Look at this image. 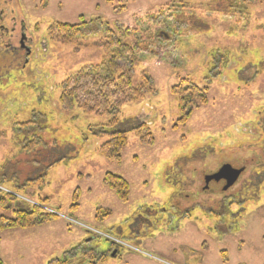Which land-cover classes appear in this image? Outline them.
<instances>
[{"label":"rangeland","instance_id":"374dc122","mask_svg":"<svg viewBox=\"0 0 264 264\" xmlns=\"http://www.w3.org/2000/svg\"><path fill=\"white\" fill-rule=\"evenodd\" d=\"M171 5L187 27L185 39L165 56L144 57L132 76L134 86L142 85L144 74L150 77L154 95L125 104L113 130L106 127L109 116L61 109L62 83L82 67L99 64L102 51L96 45L99 33L64 44L55 24L101 20L134 29L136 17ZM141 22L153 25V20ZM183 79L208 91L207 103L181 125L173 88ZM21 122L32 123L26 133L17 125ZM143 125L152 133V146L142 145L133 131ZM112 131L128 133L120 162L98 153L107 141L103 133ZM262 131L263 4L0 0V169L6 167L8 173L4 183L0 172V189L17 197L13 209L46 200L45 208L57 216L29 230H0L5 264H49L64 258L78 264L88 248L109 253L103 264H174L175 258L182 264H264V182H258L264 178ZM25 134L28 143L35 138L42 143L25 150ZM225 164L245 169L230 193L235 202L222 190L217 202L210 200L211 211H192L180 229L167 226L163 218L172 213L165 211L169 201L186 193L195 203L206 201L197 189L204 188L209 171ZM259 170L263 175L258 177ZM35 173L46 174L44 185L22 188ZM107 173L129 183L127 203L104 183ZM137 217L150 224L132 232Z\"/></svg>","mask_w":264,"mask_h":264},{"label":"trees","instance_id":"16d2710c","mask_svg":"<svg viewBox=\"0 0 264 264\" xmlns=\"http://www.w3.org/2000/svg\"><path fill=\"white\" fill-rule=\"evenodd\" d=\"M105 1L112 2L113 0ZM242 3L264 5V0H242ZM122 9L125 7H119L118 11ZM177 12V8L171 5L154 13L146 14L143 19L138 16L134 21V29L120 24L110 27L109 24L103 23L101 20L91 22L83 20L77 25L55 24L54 31H57L55 32L58 34L59 41L64 44L85 38L89 33L92 35L99 33L100 37L96 45L102 51V60L99 64L82 67L79 71L70 74L62 83L59 98L61 109L66 113L79 110L85 115L109 116L110 121L106 127L112 130L117 128L120 124L119 112L125 104L142 101L155 93L152 87L153 80L145 74L142 85L134 86L133 84L134 70L140 65L143 58L146 56H165L167 52L176 51L180 41L185 39L184 33L188 30L182 25L183 20H180ZM143 20L148 23L153 20V25L148 26L147 23L144 24L145 21L141 22ZM94 25L96 27H93ZM173 89L180 104L181 119L178 123L183 125L191 118L195 109L207 103L206 92L208 87L199 88L193 85L189 79H183ZM30 124L32 123L21 122L17 125L21 126L22 131L26 133ZM133 131L141 138L142 145L152 146L154 144L152 133L147 126L135 127ZM103 134L106 135L107 141L98 148V153L108 160L120 162L122 152L128 145V133L112 131ZM23 143L25 150L32 151L42 141L35 138L31 143H28L25 134ZM60 161H53L48 167L60 163ZM5 171L6 167L0 169L4 175L2 179L4 183L8 181V173ZM35 175L34 179L25 180L21 187L43 186L46 181V174L35 173ZM104 183L118 196L122 203L129 201L130 186L124 178L107 173ZM74 199H77V194ZM16 201L17 197L12 192L0 190V210L11 211L12 213V216H8L0 211L1 231L29 230L48 225L57 218L55 214L45 208L46 200L27 208L13 209L12 203ZM77 207L78 204H75L72 208ZM106 215L109 216L110 212H107ZM108 255L109 253L100 252L94 248L83 249L78 264H103L107 261ZM0 264H5L1 258ZM49 264H71V262L68 258H64L53 260Z\"/></svg>","mask_w":264,"mask_h":264},{"label":"flooded vegetation","instance_id":"af4514ba","mask_svg":"<svg viewBox=\"0 0 264 264\" xmlns=\"http://www.w3.org/2000/svg\"><path fill=\"white\" fill-rule=\"evenodd\" d=\"M24 40H26V39L24 38ZM25 46H26V44L24 43L23 44V48H25ZM261 128H262V126H261ZM262 130H263V128H262ZM262 132L264 134V131H262ZM263 143H264V141H263ZM263 146H264V144H263ZM263 154H264V152H263ZM223 166H221L220 168H217L216 170L209 171V173H207L204 176V184H205L204 188L202 190L197 189L201 193L200 196L203 195V198L206 197V201L203 199V201H201V203H195V202H193L194 201L193 195L188 196L187 193L184 194L185 196H183L182 198H179L177 200L176 199H174V200L171 199L169 201V206H167L168 209L167 210L165 209V211L172 210V213L169 214L168 216H166V218H163V220H165V224L167 223V226L171 227V226L175 225V227H174L175 229H180L181 228V224H182L181 221L183 219L190 218V217H187V216L191 215L192 211L200 210L203 213L211 211L212 209L209 206L212 203L210 202V200L211 201L214 200L215 202H217L216 199H220L219 194H220V192L222 190L224 192L223 196L226 199H230L233 202H235V198L230 193H232V192L234 193L235 192V186L239 183L240 178L242 177L243 173H245V169L244 168L243 169H236V170H241L242 173H241L239 179L237 180V182L233 186H231L229 188L227 187V182L225 180H221V181H218V182H216L215 180L207 181L208 177L217 174ZM261 174L263 175V171L259 170L256 175L259 177V176H261ZM263 179H262V177H260L258 182L259 181H260L259 183L264 182ZM212 185L214 186L213 188L211 187ZM176 191L178 193L180 192V190H176ZM187 191H188V189H186V192ZM154 217L156 218V222L155 223H158V219H157L158 216H154ZM140 219L141 218L137 217L134 220L135 224H133V225L131 224L130 225V230L132 232L135 229H139V228L143 227L145 225V222L147 224H150L149 220L143 221V220H140ZM159 222H160V220H159ZM121 231H122V229H120V232ZM174 264H182V261H179L177 258H175V263Z\"/></svg>","mask_w":264,"mask_h":264},{"label":"water","instance_id":"95a60500","mask_svg":"<svg viewBox=\"0 0 264 264\" xmlns=\"http://www.w3.org/2000/svg\"><path fill=\"white\" fill-rule=\"evenodd\" d=\"M242 171L234 169L231 165H224L220 171L207 178V181L215 180L216 182L225 180L227 182V187L233 186L239 179Z\"/></svg>","mask_w":264,"mask_h":264}]
</instances>
